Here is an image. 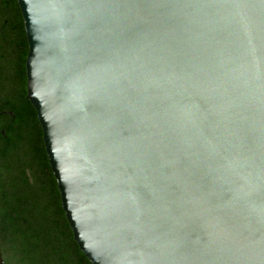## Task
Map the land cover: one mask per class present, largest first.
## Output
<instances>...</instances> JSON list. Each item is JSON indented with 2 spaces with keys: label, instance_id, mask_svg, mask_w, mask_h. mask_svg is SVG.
<instances>
[{
  "label": "water",
  "instance_id": "obj_1",
  "mask_svg": "<svg viewBox=\"0 0 264 264\" xmlns=\"http://www.w3.org/2000/svg\"><path fill=\"white\" fill-rule=\"evenodd\" d=\"M18 1L89 262L264 264V0Z\"/></svg>",
  "mask_w": 264,
  "mask_h": 264
},
{
  "label": "flooded vegetation",
  "instance_id": "obj_2",
  "mask_svg": "<svg viewBox=\"0 0 264 264\" xmlns=\"http://www.w3.org/2000/svg\"><path fill=\"white\" fill-rule=\"evenodd\" d=\"M24 34L19 1L0 0V264H49L47 258L54 260L56 253L16 230L23 224H50L56 215L57 181L43 138L39 153L41 142L24 137L20 118L24 90L27 95Z\"/></svg>",
  "mask_w": 264,
  "mask_h": 264
},
{
  "label": "trees",
  "instance_id": "obj_3",
  "mask_svg": "<svg viewBox=\"0 0 264 264\" xmlns=\"http://www.w3.org/2000/svg\"><path fill=\"white\" fill-rule=\"evenodd\" d=\"M26 46L23 50V68L25 72V63L28 54V44L26 41ZM23 112L20 114L22 121V127L24 130V137L31 139H38L41 142V145L38 146L39 153H43V143H42V129L37 118L36 110L30 101L27 100L25 96V90L23 93ZM35 149V146L34 148ZM39 184L36 183V186ZM57 184H55L54 192V203L56 205V215L54 220L50 224H23L16 226V230L22 238H31L37 244L44 245L45 251L52 250L54 251L55 258L54 260L49 256L47 258L49 264H91L83 252L79 249L78 244L74 240L72 230L69 223L67 222L64 211L60 207L59 193L57 191ZM24 198H27L24 197ZM25 199L24 201H26ZM11 226H8L10 228Z\"/></svg>",
  "mask_w": 264,
  "mask_h": 264
}]
</instances>
